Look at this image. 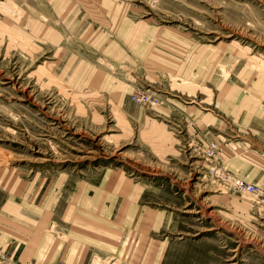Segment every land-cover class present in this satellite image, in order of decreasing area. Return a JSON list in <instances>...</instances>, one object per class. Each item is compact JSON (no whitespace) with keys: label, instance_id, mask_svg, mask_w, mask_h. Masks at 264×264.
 Instances as JSON below:
<instances>
[{"label":"rangeland","instance_id":"rangeland-1","mask_svg":"<svg viewBox=\"0 0 264 264\" xmlns=\"http://www.w3.org/2000/svg\"><path fill=\"white\" fill-rule=\"evenodd\" d=\"M0 264H264V0H0Z\"/></svg>","mask_w":264,"mask_h":264},{"label":"built area","instance_id":"built-area-1","mask_svg":"<svg viewBox=\"0 0 264 264\" xmlns=\"http://www.w3.org/2000/svg\"><path fill=\"white\" fill-rule=\"evenodd\" d=\"M131 98L142 105H155L158 103V100L151 97L149 94L145 93V92H134L131 95ZM234 185L235 187H237L240 190H244V191H254L255 188L252 184L247 183L246 181L242 180V179H236L234 181Z\"/></svg>","mask_w":264,"mask_h":264},{"label":"bare ground","instance_id":"bare-ground-1","mask_svg":"<svg viewBox=\"0 0 264 264\" xmlns=\"http://www.w3.org/2000/svg\"><path fill=\"white\" fill-rule=\"evenodd\" d=\"M258 243V242H257ZM263 247V246H262ZM262 247H260V248H262ZM256 248V247H255ZM262 250V249H261Z\"/></svg>","mask_w":264,"mask_h":264}]
</instances>
